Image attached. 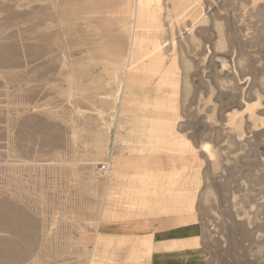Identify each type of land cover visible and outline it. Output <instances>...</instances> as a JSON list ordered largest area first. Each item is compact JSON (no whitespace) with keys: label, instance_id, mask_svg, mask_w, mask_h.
<instances>
[{"label":"rangeland","instance_id":"obj_1","mask_svg":"<svg viewBox=\"0 0 264 264\" xmlns=\"http://www.w3.org/2000/svg\"><path fill=\"white\" fill-rule=\"evenodd\" d=\"M2 201L0 264H264V0H0Z\"/></svg>","mask_w":264,"mask_h":264},{"label":"crops","instance_id":"obj_2","mask_svg":"<svg viewBox=\"0 0 264 264\" xmlns=\"http://www.w3.org/2000/svg\"><path fill=\"white\" fill-rule=\"evenodd\" d=\"M186 238L187 237L183 236H174L170 238H165L163 241L177 242L185 240ZM163 249H165V246H161L152 252V256L154 257V259H152L149 264H197L195 260L193 261L184 258L183 253H179L178 251L167 252Z\"/></svg>","mask_w":264,"mask_h":264},{"label":"bare ground","instance_id":"obj_3","mask_svg":"<svg viewBox=\"0 0 264 264\" xmlns=\"http://www.w3.org/2000/svg\"><path fill=\"white\" fill-rule=\"evenodd\" d=\"M6 203L3 201L0 202V230L7 229L15 232L21 231L22 226L19 223L21 218L19 216L18 210L16 209L14 211L8 212V210H6V208H8Z\"/></svg>","mask_w":264,"mask_h":264}]
</instances>
